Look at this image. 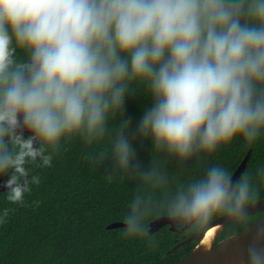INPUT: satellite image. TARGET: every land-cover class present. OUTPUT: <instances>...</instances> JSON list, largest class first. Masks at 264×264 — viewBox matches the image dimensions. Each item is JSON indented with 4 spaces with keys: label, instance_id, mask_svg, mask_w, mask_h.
<instances>
[{
    "label": "clouds",
    "instance_id": "9594fccd",
    "mask_svg": "<svg viewBox=\"0 0 264 264\" xmlns=\"http://www.w3.org/2000/svg\"><path fill=\"white\" fill-rule=\"evenodd\" d=\"M137 89L150 97L136 123L125 118ZM27 133V135H26ZM77 138L93 170L167 186L162 165L198 168L162 199L136 195L122 236L156 241L151 225L205 232L217 216L242 222L260 199L264 165L234 179L209 163L221 147L264 138V0H0V178L23 204ZM136 138L151 144L145 168ZM191 165V166H190ZM8 210L0 214L4 222ZM242 264H264V226Z\"/></svg>",
    "mask_w": 264,
    "mask_h": 264
},
{
    "label": "trees",
    "instance_id": "16d2710c",
    "mask_svg": "<svg viewBox=\"0 0 264 264\" xmlns=\"http://www.w3.org/2000/svg\"><path fill=\"white\" fill-rule=\"evenodd\" d=\"M150 106V97L137 89L126 99L125 118H131L135 127ZM133 146L142 166L151 167L150 141L136 138ZM250 149L252 156L245 173L254 172L264 165V138L251 147L234 141L221 147L208 162L225 165L234 174ZM92 151L95 149H85L73 138L53 155L51 166L29 165L39 183L31 186L23 204H12L6 200V192L0 193V214L8 210L0 223V264H179L190 256L199 243L197 240L168 254L193 234L189 230L173 231L170 225L164 226L150 234L156 241L155 246H150L147 239L123 237L122 227H107L112 222H122L128 203L136 195L162 199L177 183L194 176L198 168L185 173L173 162L163 164L169 184L154 188L138 178L119 174L110 178L109 162L101 170H93L87 160V153ZM263 198L264 186H261L259 200ZM263 217L264 211L242 222H231L217 243L241 233Z\"/></svg>",
    "mask_w": 264,
    "mask_h": 264
},
{
    "label": "water",
    "instance_id": "95a60500",
    "mask_svg": "<svg viewBox=\"0 0 264 264\" xmlns=\"http://www.w3.org/2000/svg\"><path fill=\"white\" fill-rule=\"evenodd\" d=\"M27 134V133H26ZM252 156V149L249 150V152L247 153L246 157L244 158V160L242 161V163L240 164V166L238 167V169L235 171L234 175V179L238 178L239 176H242L248 166L249 160ZM4 179L6 178H0V193L5 192L6 188L4 187ZM264 211V198L257 201L252 208L250 209L247 217L258 214L260 212ZM233 222L232 220H226L223 216H219L217 218H215L213 221H211V223L209 224L207 230L205 232H203L202 234H192L190 237H188L187 239L179 242L178 244H176L168 254L174 253L182 248H184L188 243L193 242L194 240H197L198 242H200V240L203 238L204 234L208 231V229H210L212 226L217 225V224H224V230L225 228L231 223ZM170 225L171 230L175 231L176 227H174L169 221H167L164 218L158 219L155 222L152 223L151 225V230H150V234L153 235L155 233H157L161 228H163L164 226ZM122 222L121 221H116V222H112L111 224L108 225V229H116V228H120L122 227ZM264 226V217L257 220L256 222H254L253 224H251L248 228H246L244 231H242L241 233L237 234V235H232L222 241L228 240L230 238H233L239 248L240 254L243 258V252L244 249L247 246V243L249 242V240L252 238V236L254 235L255 231L257 228ZM188 230V229H183ZM199 244V243H198ZM198 244L196 245V247L198 246ZM219 243L216 244L215 247H217ZM195 247V248H196ZM195 250V249H194ZM193 250V252H194ZM192 252V253H193ZM191 253V254H192ZM190 254V255H191ZM190 257V256H189ZM187 257V258H189ZM186 258V259H187ZM184 259V260H186ZM183 260V261H184ZM182 261V262H183ZM182 262H180L179 264H181Z\"/></svg>",
    "mask_w": 264,
    "mask_h": 264
},
{
    "label": "bare ground",
    "instance_id": "6f19581e",
    "mask_svg": "<svg viewBox=\"0 0 264 264\" xmlns=\"http://www.w3.org/2000/svg\"><path fill=\"white\" fill-rule=\"evenodd\" d=\"M224 232V224L212 226L204 234L189 258L181 264H242L243 258L233 238L216 244Z\"/></svg>",
    "mask_w": 264,
    "mask_h": 264
},
{
    "label": "rangeland",
    "instance_id": "374dc122",
    "mask_svg": "<svg viewBox=\"0 0 264 264\" xmlns=\"http://www.w3.org/2000/svg\"><path fill=\"white\" fill-rule=\"evenodd\" d=\"M217 217H219V216H217ZM217 217H216V218H217Z\"/></svg>",
    "mask_w": 264,
    "mask_h": 264
}]
</instances>
